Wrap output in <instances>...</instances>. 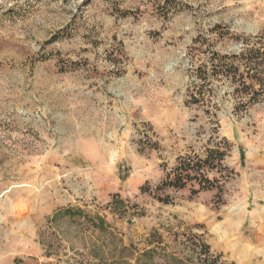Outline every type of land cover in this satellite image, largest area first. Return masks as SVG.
<instances>
[{"label":"rangeland","instance_id":"1","mask_svg":"<svg viewBox=\"0 0 264 264\" xmlns=\"http://www.w3.org/2000/svg\"><path fill=\"white\" fill-rule=\"evenodd\" d=\"M248 36L264 0H0V264H264V100L211 75Z\"/></svg>","mask_w":264,"mask_h":264},{"label":"trees","instance_id":"2","mask_svg":"<svg viewBox=\"0 0 264 264\" xmlns=\"http://www.w3.org/2000/svg\"><path fill=\"white\" fill-rule=\"evenodd\" d=\"M242 42L243 48L239 53L221 54L214 52L211 59L213 78L216 80L224 78L235 85L234 95L240 98V102L235 107L237 110L246 109L249 103L264 100V41L258 36H248ZM200 71L196 78L204 80L205 83L210 74ZM196 80L192 82L195 89L192 92L195 102L205 98L206 95L203 86L196 84ZM217 133L218 128L213 130V134ZM222 141L215 143L212 147L208 146L205 157L201 158L198 155L179 157L176 166L167 174L162 185L181 189L190 182L196 181L199 188L194 189V193L213 188L215 179L210 178L209 172L223 166L231 147L226 138H223ZM160 200L169 202L168 197L160 198ZM202 248L203 253L209 251L207 244H204Z\"/></svg>","mask_w":264,"mask_h":264}]
</instances>
